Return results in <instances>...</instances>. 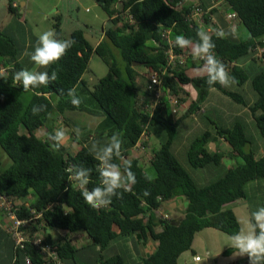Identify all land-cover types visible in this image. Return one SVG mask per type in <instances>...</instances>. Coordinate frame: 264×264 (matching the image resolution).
Instances as JSON below:
<instances>
[{"label": "trees", "instance_id": "trees-1", "mask_svg": "<svg viewBox=\"0 0 264 264\" xmlns=\"http://www.w3.org/2000/svg\"><path fill=\"white\" fill-rule=\"evenodd\" d=\"M95 1L112 25L103 29V40L94 46L82 29L74 31L70 39L76 43L45 70L49 75L56 71L57 80L31 90L33 97L27 104L22 99V85L13 80L17 71L25 69L19 59L25 49L20 52L17 42L0 29V148L12 162L2 169L0 161V194L21 200L17 211L21 220L29 219L32 209L42 213L21 230L41 235L43 246L57 253L62 264H85L82 249L66 238L77 232H85L91 239L89 248L98 255L95 264H128L123 256H104V252L115 241L135 234L157 241L155 251L135 264H179L184 253L195 254L193 242L203 230L213 228L230 236L238 232L242 227L239 218L226 206L247 199L249 184L264 179V0H125L120 9L118 0ZM196 7L207 10L201 23L191 19ZM9 8L12 11L18 5ZM127 10L137 27L124 21L122 15ZM232 12L237 17L229 21L227 16ZM201 25L212 29L209 34L215 43L214 53L234 78L228 87L218 83L210 87L206 70H198L203 61L191 55V48L181 50L175 45V37L183 34L193 39L194 47L198 41L196 29ZM229 25H235V36L215 35L217 28L227 30ZM53 28L58 39L68 40L63 36L60 17ZM243 28L249 33L246 38L241 35ZM166 32H170L175 51L186 52L188 58L163 76L164 95L150 114L140 105L147 91L138 82L140 74L134 63H141L148 71L162 70L169 48ZM116 49L125 62L123 71L115 63ZM93 55L103 60L109 72L90 87L85 75ZM73 87L78 95L93 98L105 114L94 133L70 126L64 117L67 111L87 110L82 103L79 107L72 105L67 90ZM175 97L183 106L179 118H174L171 111ZM211 98L216 100L218 110L210 106ZM41 104L47 105V112L33 115L32 106ZM218 111L231 113L233 122L224 123L225 119L215 116ZM242 111L245 116H241ZM59 115L71 128L74 150L64 144L56 149L48 136L37 134L41 128L54 133L55 116ZM145 132L146 139L159 142L147 168L134 151ZM113 133H119L123 140L122 158L115 162L122 169L131 162L137 183L131 191L119 190L122 197H112L107 207L94 209L85 202L79 188L70 184L67 170L73 166L91 169L88 188L97 186L99 161L94 155L102 154L107 143L103 136L108 138ZM219 139L229 144V152H210V144ZM93 144L97 147L91 154ZM228 159L236 165L227 166ZM195 169L207 174L199 175ZM145 191L149 195L145 196ZM177 198L187 201L184 214L164 220L157 210ZM0 212L4 220L5 214ZM2 222L0 219L2 235L12 240L11 264H27V259L31 264L53 263L51 254L36 250L30 242L24 249L17 247ZM52 230L58 235H52ZM232 252V248L225 251ZM242 264H249L246 256Z\"/></svg>", "mask_w": 264, "mask_h": 264}, {"label": "clouds", "instance_id": "clouds-1", "mask_svg": "<svg viewBox=\"0 0 264 264\" xmlns=\"http://www.w3.org/2000/svg\"><path fill=\"white\" fill-rule=\"evenodd\" d=\"M235 34V25H229L227 30L222 27L215 30V35L218 38H226L229 35L235 36ZM196 36L198 41L194 47L193 39L183 34L175 37V45L181 50L191 48V55L203 61L198 70H206V82L210 87L217 83L223 87H228L234 83V78L229 75L226 65L216 57L214 53L215 43L203 25L196 29ZM75 43V40L71 39H58L55 31L48 30L38 36L34 51L25 50L23 55L28 56L35 65L47 68L61 60ZM57 78L56 71H52L49 75L47 71L22 69L14 74L13 80L15 84L22 85L24 92H28L41 85L55 82ZM61 92L63 93V90ZM67 95L71 98L73 106H80L82 98L77 94L76 87L68 89ZM41 112H47V105L32 106L33 115H38ZM48 115L51 116V113ZM75 132L77 136L80 135L78 128L75 129ZM48 139L54 148L59 149L67 139V132L64 129H57L54 133L48 134ZM107 141L102 149V154L97 152L94 155V158L99 161L97 171L100 183L97 186L88 188L91 169L73 166L67 170L70 184L79 188L85 202L94 209L107 207L111 204L112 197H122L123 192L131 191L133 185L137 183L136 175L131 170V162H128L123 169L120 164L115 162L116 159L122 158L123 140L120 134L113 133ZM96 147L97 145L93 144L92 150H90L91 154ZM119 190H123V192ZM144 195L147 196L149 193L145 191ZM249 224L251 225L250 229L245 230V228L240 227L238 232L231 235L228 246L233 249L232 258L246 256L249 264H264V206L251 213Z\"/></svg>", "mask_w": 264, "mask_h": 264}, {"label": "rangeland", "instance_id": "rangeland-1", "mask_svg": "<svg viewBox=\"0 0 264 264\" xmlns=\"http://www.w3.org/2000/svg\"><path fill=\"white\" fill-rule=\"evenodd\" d=\"M27 1L28 6L25 9L23 3ZM58 2L59 0H0V29L17 42L18 49L22 52V50L25 49V43H27V40H30L31 34L38 37L45 31H55L53 26L57 17L61 18L63 24V36L65 39H70L74 30L82 29L92 45H95L98 42V39L103 33V27L109 29L112 26L108 15L95 0H62L58 8L54 7ZM14 3L18 4L19 7L11 11L9 6ZM242 30L241 35L243 38H246L249 33L245 28ZM114 57L115 63H117L118 67L123 71L125 68V62L118 49L114 51ZM136 68H138L137 70L140 74L138 82L143 88H146L145 84L149 77L148 70L141 65L136 66ZM25 69L37 71L40 68L33 63L29 66L26 65ZM108 72L109 68L103 60L98 55H93L89 63V71L85 75L88 85L90 87L96 85L101 78L108 74ZM245 88L248 89L249 84H247ZM238 89L239 87H236V90ZM32 97L33 92L31 90L22 94V99L25 104H27ZM80 97L82 98V104L87 110L67 111L64 113V117L68 120L70 126L76 125V127H79L82 131H93L94 133L98 125L104 121L105 114L98 108V105L93 98L89 96ZM52 121L53 119L50 123H52ZM54 122H61L64 130L67 132L68 143H72L71 137L73 136L69 134L71 128H69L68 124L63 120V116ZM103 137H105V140L110 138H107L105 135ZM144 143L146 145L149 144V140L144 138ZM67 147L72 150L75 146L67 144ZM153 150L152 147L149 149L152 154L154 152ZM0 161L3 164L2 169H7L12 163L7 154L1 148ZM225 164L231 166L236 165V162L234 160H226ZM195 170H197L198 173L200 171L199 169ZM204 174H207V171L199 173V175ZM248 191H250L249 187ZM261 199L264 204V197ZM166 212L169 214L170 218H172L170 211L168 210ZM243 212L245 213L246 218H243ZM247 216L248 214L245 211L240 213L242 227L245 228V230H248L251 227ZM51 234L56 235V231L52 230ZM230 237V235L213 228L205 229L196 235L193 242L194 252H197L203 257V260L200 262H194L192 252H186L181 256L179 264H215V262L225 264L228 262L227 259H224V257L218 253L229 248ZM208 250H210V252H207ZM207 253H210L209 258H207ZM108 254L109 253L104 252V256ZM109 255L113 256L111 254ZM119 255L132 263V260L127 254L119 252ZM132 258L136 259L135 255H132Z\"/></svg>", "mask_w": 264, "mask_h": 264}, {"label": "crops", "instance_id": "crops-1", "mask_svg": "<svg viewBox=\"0 0 264 264\" xmlns=\"http://www.w3.org/2000/svg\"><path fill=\"white\" fill-rule=\"evenodd\" d=\"M61 1L62 0H59V2L54 5V7L58 8V6H60V4H61ZM15 4L16 3H14V5ZM27 6H28V1L23 3V7L25 9L27 8ZM61 28H62V32H63L62 22H61ZM104 28L105 27H103V29ZM104 36L105 35L103 32L101 37L98 39V42L94 46H97L103 40ZM37 40H38V37H36L34 34H31L30 40H27V43H25V50H28L29 52L34 51V47L36 46ZM24 51L20 55L19 59L25 63V66L26 65L29 66L30 64H33V63L30 61V58L28 56L23 55ZM39 68L40 69L37 71H45L46 70V68H42V67H39ZM217 99H220V98L217 97ZM215 102H216V100L213 101V99L211 98V100H210L211 105L210 106H212V108L216 110L217 106H216ZM240 113H241V116H245L244 111H242ZM224 115H226V116H224ZM215 116L222 117L223 119H225L224 123H226V122L232 123L233 122L231 113H225L224 114V112L218 111ZM60 118H61L60 115L55 116V120H59ZM234 119H235V116H234ZM57 129H64L61 122H57ZM49 133H50V131L47 128H41L40 130L37 131V134L42 138H45L46 136H48ZM63 144L66 146H67V144L72 145V146L75 145L73 142L68 143V139H66ZM150 145L155 150V149H158L159 142L155 138H150L149 144L146 145V153L147 154L150 152L149 151V149H151ZM72 150H74V148ZM209 150L212 153H216L219 150L229 152L231 150V147L229 146V144H227L224 141V139H219L218 142L210 144ZM228 160H230V159H228ZM140 163L146 168L150 166V164L147 162V156L146 155L141 156ZM211 171H213V170H211ZM216 174H218V172ZM249 190H250L249 193H247V197H248L247 199L236 201V202L230 203L226 206L227 209H232L236 213L237 217L239 218L240 223H241L240 213L242 211L247 212V214H248L247 219L250 220L251 219V213L254 211H258L259 207L264 206V204L262 203V199H261L262 197H264V179H260V180H256V181L251 182L249 184ZM186 206H187V201L185 199L177 198V199L172 200V201H167L163 207L166 211H168V210L170 211L172 218H173V216L178 218L184 214V210H185ZM242 216H243V218H246L244 212H243ZM0 219L4 222V220L1 217V212H0ZM3 222H2V224H3ZM241 226H242V223H241ZM5 234H7V233L5 232ZM57 235L58 234L56 232V235H54V236H57ZM59 235L62 237H65V235H61L60 233H59ZM66 238L71 243L72 246H75L77 248L82 249V252H84L85 264L86 263L87 264H89V263L95 264L96 263L95 260H97V258H98L97 252H95L92 247L89 248L90 244L92 242H91V239L89 238V236L85 232H77V233L69 234L66 236ZM11 243H12V240L9 238L6 239L2 235V232L0 231V264L10 263V258H11L10 255L12 252V244ZM2 245H4L5 249L2 248ZM156 246H157V241L151 239L150 237H148L147 239H144L139 234H135L131 237L115 241L105 251L111 255L119 254V252L125 253L132 260V263H130L129 260H127L128 264H135V263L139 262L141 257H144V258L149 257L155 251ZM226 250L218 253V254H221L224 257V259H227L228 262H226L225 264H242L244 262L245 257L232 258V253H225ZM207 252H210V250H208ZM132 255H135L136 259H133ZM192 255H199V254L197 252H195V254H192ZM209 257H210V253H207V258H209ZM215 264H221V263L215 262Z\"/></svg>", "mask_w": 264, "mask_h": 264}, {"label": "built area", "instance_id": "built-area-1", "mask_svg": "<svg viewBox=\"0 0 264 264\" xmlns=\"http://www.w3.org/2000/svg\"><path fill=\"white\" fill-rule=\"evenodd\" d=\"M124 1L125 0H118L117 8L120 9V7L123 6ZM206 14H207V10H204L203 8L200 7H196L192 11L191 19H196L201 23L203 22L202 20H204ZM122 17L124 18V21L129 24V26L137 27L138 23L136 22L133 15L129 13V10H127L122 15ZM236 17H237V13L232 12L228 14L227 19L231 21ZM205 28L209 33L212 30L208 25ZM169 34L170 32H166V38L169 43V48L166 51L167 64L162 70L148 71L149 77L146 86L147 94L142 95V97L140 98V105H142V107L145 110L149 111L150 114H152L154 110L160 105L161 98L164 95L163 76L166 75L169 70L176 69L179 65H183L188 58V54L186 52L177 53L175 51L174 42L170 39ZM182 107L183 106L180 104L179 99L177 97L171 100V111L174 118L180 117L183 110ZM202 112H204V109H202ZM146 134L147 133L145 132L142 138L138 141L137 145L134 148V151H135V156L138 157L139 159L141 158L142 155H146L147 162L151 164V159L153 157V154L151 152H149L148 154L146 153V144L144 143V138H147ZM27 206L29 205L27 204ZM20 207H21V200H16L0 194V211L4 212L5 214L3 225L6 231L12 236L17 247L24 249L26 247V243L30 242L35 246L36 250L42 249L44 251V249H47L44 252H48L49 254H51L54 260L53 263L50 262V264H62L61 260L59 259V255L57 253L55 252L50 253L51 248L48 246H43V240L41 235H32L29 232L26 233L25 231L21 230V228L31 225L32 221L38 220L42 216V213L37 212L35 209H32L31 216L29 217V219L21 220L17 217V211L20 210ZM157 213H160L158 215L161 216L164 220L171 219L169 214L165 211L164 207L159 208L157 210ZM26 261L27 264H31L30 260L27 259ZM193 261L200 262L202 261V257L196 255L193 257Z\"/></svg>", "mask_w": 264, "mask_h": 264}, {"label": "water", "instance_id": "water-1", "mask_svg": "<svg viewBox=\"0 0 264 264\" xmlns=\"http://www.w3.org/2000/svg\"><path fill=\"white\" fill-rule=\"evenodd\" d=\"M138 65H141V63H134V66L135 67L138 66Z\"/></svg>", "mask_w": 264, "mask_h": 264}]
</instances>
